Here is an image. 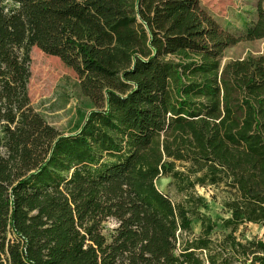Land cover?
<instances>
[{"label":"trees","instance_id":"1","mask_svg":"<svg viewBox=\"0 0 264 264\" xmlns=\"http://www.w3.org/2000/svg\"><path fill=\"white\" fill-rule=\"evenodd\" d=\"M257 9L236 33L200 0H0V264H264V53L223 63ZM33 47L95 104L74 132L32 105Z\"/></svg>","mask_w":264,"mask_h":264},{"label":"rangeland","instance_id":"2","mask_svg":"<svg viewBox=\"0 0 264 264\" xmlns=\"http://www.w3.org/2000/svg\"><path fill=\"white\" fill-rule=\"evenodd\" d=\"M219 22L236 33L245 31L246 24L258 18V5L264 11V0H200ZM264 53V38L243 40L224 52L223 63L248 56ZM30 71L28 84L29 95L35 110L44 119L63 133L74 132L86 119L95 104L81 90V80L74 69L66 65L58 56L50 55L33 47L31 50ZM157 186L163 192L177 201L178 195L171 184V179L161 177ZM223 187L197 186V192L207 199L209 207L205 212L213 218L227 216L222 203L226 193ZM115 226L114 220L105 223V232ZM195 233L201 230L199 221L193 224ZM246 237L264 238V228L250 223L245 229Z\"/></svg>","mask_w":264,"mask_h":264}]
</instances>
